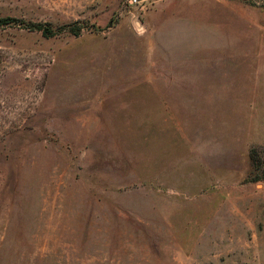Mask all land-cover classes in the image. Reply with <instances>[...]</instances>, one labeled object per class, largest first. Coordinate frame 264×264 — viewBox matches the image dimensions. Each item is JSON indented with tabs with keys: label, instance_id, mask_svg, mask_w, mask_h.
I'll return each instance as SVG.
<instances>
[{
	"label": "rangeland",
	"instance_id": "374dc122",
	"mask_svg": "<svg viewBox=\"0 0 264 264\" xmlns=\"http://www.w3.org/2000/svg\"><path fill=\"white\" fill-rule=\"evenodd\" d=\"M129 1L0 0V264H264V0Z\"/></svg>",
	"mask_w": 264,
	"mask_h": 264
},
{
	"label": "trees",
	"instance_id": "16d2710c",
	"mask_svg": "<svg viewBox=\"0 0 264 264\" xmlns=\"http://www.w3.org/2000/svg\"><path fill=\"white\" fill-rule=\"evenodd\" d=\"M11 22H14L15 24H21V25L23 24L29 30H40L45 36H51L55 34V32H53V30H51L49 27L43 26L41 24H35V23L24 24L22 21L11 17L0 18V26L7 25ZM79 29L80 28L78 27H71L69 28V31L74 35H78L80 31Z\"/></svg>",
	"mask_w": 264,
	"mask_h": 264
},
{
	"label": "built area",
	"instance_id": "2783aa9c",
	"mask_svg": "<svg viewBox=\"0 0 264 264\" xmlns=\"http://www.w3.org/2000/svg\"><path fill=\"white\" fill-rule=\"evenodd\" d=\"M140 0H130L129 2H130V4H136V3H138Z\"/></svg>",
	"mask_w": 264,
	"mask_h": 264
}]
</instances>
